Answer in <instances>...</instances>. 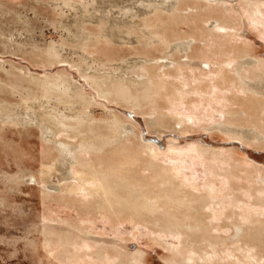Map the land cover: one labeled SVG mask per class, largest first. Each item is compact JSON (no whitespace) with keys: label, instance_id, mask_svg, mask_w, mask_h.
<instances>
[{"label":"rangeland","instance_id":"374dc122","mask_svg":"<svg viewBox=\"0 0 264 264\" xmlns=\"http://www.w3.org/2000/svg\"><path fill=\"white\" fill-rule=\"evenodd\" d=\"M82 1L83 0H74L75 3H71V5L77 4L79 6L77 5L76 6L80 7V6L87 4V3H84V1L83 2ZM125 1L126 0H120L119 2L120 4H117L116 1L101 2L100 4H97L98 6L95 8L100 12L96 11L95 13H92L93 15L92 17L93 18L97 17L98 20H101L100 16L111 18V19H114L115 22H117L118 24L122 21L121 26L123 27L124 26L123 23H126L127 15L129 17V14H130L128 9H125V7L128 5H131V3L129 2L126 3ZM150 1H154V0H150ZM155 1L158 2L157 4L160 7L163 5H159V4H161L162 2L166 0H155ZM191 1L189 0L188 1L189 3L185 2L182 4H180L178 1V3L175 4V8L179 7V10H181L179 11L178 15L181 16V13H182V17L179 19H171L174 21H170V17L166 16V15H169V13H166V12L164 13L163 9L158 8V6L156 9L157 11L156 15L154 14L155 13L154 12V13H151L152 15L151 14L148 15V18L147 16H143V15L139 17H134L133 19L130 18L131 21L132 20H134L135 22L137 21V24L135 25L133 30L131 29L130 33H134L133 36L131 34V37L133 39L136 38L138 42H136V39H135V43L132 45L124 44V43L123 44L113 43L109 46V48H107L108 45L102 44L100 46H102L103 48L102 47L101 48L104 51L108 50V52L105 57L104 55H102L98 59L99 55H96L95 56L96 58L93 56L95 55L93 53L95 49H93L91 46L87 49L89 51V54H87V52H84L83 50L78 48L77 43H72L73 45H75L74 47H76L75 49H73L74 47L69 45L70 42L66 40L67 33L63 31V26H64L63 24L72 23L70 20L79 19V18H82L83 16L91 17V14H90L91 12H88V15H87L82 10L69 6L68 4L65 3L64 0H60V1L59 0H0V4H1L0 9L2 10V11L0 10V14L1 12L3 13V15L1 14L2 17L0 15V34H1L0 35V75H1L0 77H2L0 79L1 80L5 79L4 80L5 82L6 81L8 82L10 79L13 80L11 76H7L8 74H11L13 72V74L14 73L15 75L17 74L16 76L19 75V76L26 77V78L30 77L31 79L32 78L37 79L36 77L38 78L58 77V78H62L66 80L67 82L71 84H74L73 86L76 87L78 90L82 88L81 92H84L83 93L84 96H87L88 98V96L90 95L89 98L92 100V105L90 106L91 114L89 113V115L91 116V119L98 120V122L99 120L108 122L112 118L118 117L122 119L124 124L127 125V127H129L131 130L132 129L136 130V131L134 130L133 131L138 133V136L140 138L137 140L135 136H131L130 140L131 138L135 137V139H132L131 141H127L129 139L125 138L126 140L124 139V145H122V147L133 148L136 145L134 148L139 150L138 152L141 155V158L143 159V161H147L150 157H147L149 156L148 153L141 150L139 143L144 144L146 146H153L155 147V150H157L156 156H157V160H159L157 161L159 164H164L169 167L178 169L179 173L182 174L180 175L182 176V178L188 177V179H190L191 181L193 180L192 182H194L198 187L202 186L203 188H206L207 187L206 185H208L213 180L216 182L222 181L223 186L225 184L224 186L225 190L224 189H222V191L218 190V192L221 195L227 197L226 199L227 205L234 203V202H236L235 204L239 202H242V203L244 202L248 204L249 210L257 209V211L252 212L253 213L252 217H257V215L258 216L262 215V217L264 218L263 216L264 215V199H263L264 198L263 197L264 196V183H262L261 181L264 179L263 177L264 176V172H263L264 171V144L262 145V143H264V131H262L263 129L261 130V128L257 130L258 127H255L254 125L251 126V124L248 122L246 123L245 113H247L248 115H250L251 113V115H253L254 113L252 112L254 111L248 108L247 106H245L244 104L240 105L236 103L238 100L245 101L246 99H243L244 96L248 95V97H250L251 95L245 92L246 95L244 94L243 96H241L243 93H240L237 90V88L235 90L233 83H231L232 82L231 79H229V82L227 83H226V80L223 79L224 76L225 77L231 76L232 78H236L234 75L235 73L234 69H229L228 65L230 63L228 62L229 60H231V58L237 56L238 54L241 56V58L239 57V61L242 60V56H243V60L244 59L250 60L251 63L253 61L251 66L245 67L246 71L248 70L247 72H253V73L255 71L259 72L257 71V67H259V65L261 66L262 63L264 64V29H263V26H261L262 24L259 22H256L254 19H251V18L249 19V15L245 10V7L247 5H251L252 7L253 5H258L264 8V0H197V1L191 0ZM81 3H83V5H81ZM194 3H196L197 5ZM204 4L207 6L209 5L212 8V11H209L208 9H204L203 8ZM145 5L147 6L146 1H144L143 4L140 1V3L136 4L134 7L141 8L142 6L141 9H143ZM195 5L199 6L197 7L200 9V10L198 9L199 11L192 10L193 7H196ZM5 10H7V13ZM158 10H162V12L160 13V11L158 12ZM205 10H207L206 11L207 13L205 12ZM219 12H222V13H219ZM212 14L216 17L222 16L223 20H227V21L225 22L223 21L225 24L222 23V25L223 24L224 25L223 26L221 25L218 27V25L216 24V17H213ZM151 16H154V18ZM156 16H159L158 18H162L165 21L169 20L171 27L169 26L167 33L170 34L169 37L171 41H173L171 42V45H174L177 43L181 44V43H185L191 40L190 50L188 52L182 53L179 51H175V52L169 53L171 48H169L168 50L167 47H165L161 43L158 44L157 42H154L156 39H154L150 35L151 34L150 31L152 32V30L149 29L145 25L144 21L149 18H151V20L149 19L148 21L150 23L152 21H156L157 19ZM92 17L91 19L94 21ZM128 19L129 18H127V20ZM25 20H26V23H23V21ZM177 20H180V21H177ZM93 21H91L93 24L88 23V22L82 23L81 21L79 24L86 25L87 27L89 26L90 29H93V27L96 26L94 27V29L95 28L97 29L98 23H96L95 21L93 22ZM190 21L192 24L190 23ZM182 22L184 23V25L182 24ZM253 22H255L256 24ZM172 23H174V25ZM260 26L262 27V29ZM143 33H146L145 36ZM191 36L196 37L197 39L196 43L193 42V39ZM233 39L235 42L233 41ZM62 43L63 44L65 43L64 46H62V48L64 49V54L68 58L65 57L64 60L62 59L60 61H57L58 63L55 62L57 64H55L54 62L51 63L52 65L50 64L45 65L44 63L41 64L42 61H39L40 55H45L46 53L45 51H47L48 48L51 49L52 46L60 47L59 45ZM147 43L149 44V47L147 46ZM150 43L151 45L156 43V45L154 46L157 49L155 50V47H151ZM200 43L203 45H201ZM13 44H15L17 48L22 47V48H25V50L27 49L28 53L27 52L20 53L19 51L15 50L14 48L15 46H12ZM160 44H161V47H159ZM27 46L30 48H28ZM70 46L72 49L69 48ZM146 46H147V50H145ZM235 46H236V49H235ZM196 47L198 48L196 49ZM134 48L136 50H134ZM226 48L227 49L229 48V51ZM78 49H80L81 51ZM141 49L144 51H141ZM152 49L155 50L156 52L154 51L152 52ZM191 49L193 50L191 51ZM165 50H167L168 52ZM234 50H236V52ZM111 51L113 52L110 53ZM163 51L167 53L165 54ZM224 51L226 52L224 53ZM80 52H82L83 54ZM115 52L117 53L116 55H115ZM149 53H153V54H149ZM84 54L86 55V57L90 58L91 60L93 59L94 61H97L98 63L102 61L103 63L107 62L106 65L108 66H106L107 68L104 69V71H107V72H111L112 70L114 71L115 69H117V66L120 64L130 65L129 60L130 61L132 60L140 61V59L145 60L146 62L149 60L150 63H153V62L155 63L151 65L149 62H147V64L145 62L143 64H140L138 66L139 68H142V66L149 67V68L153 67L152 69H154L155 71L156 70L158 71L159 69H161L160 67H162L161 62L163 63L165 62L164 56L165 57L174 56L175 60L179 61L181 64H184V66H183V69L175 70L174 68H170L168 70H164V72H167L168 74L167 80L173 86L172 87L173 97L170 100L171 102L165 101L163 102L162 105H161L162 102L160 103L162 110L167 111V112L165 111L166 115L158 114L161 112L160 111L158 112V110H156L155 108L152 109V107L137 111V109L135 110L134 108L130 109V106L120 105L115 102L114 103L110 102L105 98H101L96 92V90L91 85H89V83L83 77L81 72L77 68L73 67L74 64L72 63V60L76 61L78 60L79 56L81 55L84 56ZM148 54L151 56H149ZM107 55H109L110 58ZM91 56H93L94 58ZM106 57L108 59H106ZM147 57H149V59ZM159 57H162V58H159ZM228 57L229 59H227ZM36 60H38V62H41V63H38ZM121 61L123 62L125 61L124 64ZM258 62L260 63L258 64ZM101 64H100V67H98L97 64L96 66L95 64L90 63L91 65L90 68L92 69L100 68L102 70L103 67H101ZM110 65L112 66L110 67ZM155 65L158 68H155ZM1 69H5V70L2 71ZM8 69H11V72ZM6 71L7 72L9 71V72L7 73ZM225 71L229 73H225ZM218 72H223L224 73L223 77L221 76L220 78H218ZM223 84H226V85H223ZM230 85L232 88L229 87ZM214 86H217V87L214 88ZM224 87L226 88L228 87L227 89L229 88L230 89L226 90ZM222 88L225 90H223ZM226 91L229 92V94H227ZM221 93H223L224 95ZM11 94L13 95L14 93H11ZM11 94L5 93V95L2 94V97H5V100L8 103L12 104L13 106L15 105L18 106L21 103V102L19 103V101H21V97L18 96V94H16L15 96L14 95L12 96ZM215 94L216 95L218 94V97ZM229 97L231 99L226 101V99H228ZM195 98L197 99V102L195 101L196 100ZM216 98L219 99V101H216L217 100ZM237 98L239 99L237 100ZM201 99H203V101ZM223 101L225 103L228 101L230 102H228L229 104L226 103L227 104L226 106H224L225 103L219 104L220 102L223 103ZM173 103L176 105L179 104V106L178 105L176 106ZM59 105L61 108L59 107ZM64 105L61 106V104H58V107L60 108V110L65 109L69 104H64ZM164 105L165 106L167 105L168 107L166 106L165 108ZM233 105L238 106L239 108ZM147 109L149 110L146 111ZM87 112L89 111L87 110ZM144 112H147V113H144ZM113 113H116L115 114L116 116H114ZM229 113L232 116L237 115V118L236 119L234 118L236 120L235 125L232 123L229 124V120L231 119L228 117L230 115ZM167 114L168 115L170 114V116L168 117ZM172 114L173 116L175 115L174 118H172L173 117L171 116ZM241 114L243 115L240 116ZM178 115L182 116V118L179 117ZM260 115L261 117H259ZM164 116H166L168 119L171 117L172 121L167 122L168 119L166 120V117L164 118ZM191 116H192L193 121H190V123H186V124L182 123V125H179V126L175 124L176 122L174 121V119L178 118V120L176 119L177 121H182L183 119L186 120L187 118H191ZM257 116L258 118L264 119L263 118L264 112L263 114L257 113ZM193 117L196 119V121L194 120ZM196 117L198 118V120ZM17 118H22V116H19ZM163 118L165 119V121L161 120ZM171 118L169 120H171ZM200 118L201 120H199ZM157 119L158 120L160 119V121H156ZM219 120L221 121L219 122ZM238 120H242V122ZM161 121L165 122L164 125L161 123L162 126L160 124ZM157 122H158V125L156 124ZM31 124L32 123H30V125L28 126H23V127L19 125H18L19 127L17 126L14 127L12 125L7 126V128H5L1 132V135H0V136H3V137H0V140L3 142L1 143L0 141V144H3V145H0V264H70L71 263L70 261L64 260L63 252L62 251H60L61 253L59 252V250H61V247L59 246V244H57L56 242L53 244H50L46 240V236L44 233L51 232V231L57 232L59 234L60 233L68 234V232L69 233L72 232L71 234L76 235L75 237L82 235L84 240L88 242V245L94 244L97 246L105 245L111 248L114 247L118 250H121L126 255L129 254L128 256L140 257L141 264H170V260L172 264H183V262H181L180 260L181 256L177 252V251L180 252L181 249L183 248V246L181 245L182 241L179 239L180 236L178 237L177 234L175 233L172 234L165 230L154 227L151 224L137 222V220L135 221L130 218L118 219V218H113L109 214H106V215L104 214L100 216L101 214L99 213L95 215L96 213L93 210L87 209L85 205L83 206L86 209H83L82 203H79L82 200L80 199V195L82 194V197L83 195H85L84 193H82L81 190L79 191L81 192V194L79 192H76L74 193V195L67 194V193L62 194V192H57L55 194H49L45 189V184L41 181L42 172H45V174H49V176L52 174V176H50L51 178L50 180L52 181V184H56L58 180L62 179L63 171L60 169L59 164H57V161H58L57 159L58 155H56L57 153L55 151L54 153L52 152L54 145H50L49 143H47V141L43 137V133L40 132L41 129ZM184 124L187 127L183 126ZM190 124H192L193 127H190L189 126ZM220 124L221 126H217ZM231 125L234 127H232ZM165 126H168L169 128ZM223 126L224 128L226 127V128L238 129L240 130V132L244 130L245 132L251 131L252 133H254V135L256 133V135H258V137L260 138V141L259 140L258 141L248 140V139H243V138L240 139L239 137L233 136V134L225 131L222 128ZM0 127H2V124H0ZM227 133L229 135H227ZM4 140H7L8 143H11V144L9 145L7 141L5 142ZM133 141L135 145L133 144ZM12 143L14 145H12ZM10 146H11V149H10ZM12 146L16 149H14ZM202 148L209 150V151L220 153V155L223 156V158H226L227 161L229 160L235 166H239L240 168H243L246 171L243 169L242 171L240 170L241 174L239 175L241 176H238L237 178L235 177V175H233L234 177H228L223 173L217 172L214 169V166L217 167V165L219 166L224 165L223 167H227L222 161L219 162L218 160H214V159L211 160L205 156H202V159L200 158L197 159L193 157V152L195 150L197 151ZM49 154L52 158L49 157ZM158 158H160L161 161L163 162L160 163V159ZM55 159H56V163L54 164ZM205 164H208V166H205ZM74 169L78 170L77 167H74ZM142 169H143L142 172H144L143 174L145 175L150 174V171L146 167H143ZM260 171L263 173V176L261 177L260 175H262V173ZM259 172L261 173L260 175H259ZM21 173L31 174L32 176L34 175L35 178L34 177L32 178H34L37 183L35 181L27 182L26 178H24L25 180L21 178L22 176ZM191 175L192 176L194 175V176L192 177ZM248 175H252V176L248 177ZM13 177H16L15 181ZM216 178H218L219 180ZM225 179L230 181V183L227 184L228 186H226ZM72 182L75 184L74 181H65V180L61 181L60 184L67 185V184H72ZM234 184L236 185L238 184L239 187L238 186L235 187ZM247 185H249V187ZM246 187H248L249 189H247ZM244 190L246 193L244 192ZM77 193L78 195H76ZM68 195H70V197ZM241 195L243 199L245 200L246 198L247 201L246 200L244 201L243 199H241ZM258 195L259 196L261 195V197H263L262 198L263 201H261L260 204L257 203L256 201L259 198ZM59 196H61V200ZM248 197L251 200H248ZM72 201H73V205H76V207L74 206V208H73V205L72 207L68 206L70 203L72 204ZM250 201L251 203H249ZM88 202H90L89 199H88ZM77 203L80 205H78ZM65 205H67V207ZM77 205L80 207H77ZM258 208L261 209L260 210L261 212L259 211ZM88 211H91V213ZM92 212L94 214H92ZM89 213H90V216H89ZM223 213L225 215L219 216L221 219L211 218L213 220L211 224L212 226L215 227V231H217V229H220L222 227V232L224 233L223 236L227 237L230 235L231 229H233L232 224H231L232 221L231 220L226 221L227 212H223ZM255 213H256V216H255ZM52 219H54L55 221H53ZM121 220L123 221L121 222ZM253 220H255V218L251 219V221ZM59 221H62L63 223ZM67 222L71 223L72 225L68 224ZM74 222H76V224ZM77 225L78 226L80 225L79 227L85 228L84 231L77 232L75 230V232H73L75 229L74 226H77ZM86 225H87V229H86ZM47 227L48 229H51V230H47L46 229ZM68 228L70 231L68 230ZM53 229H56V230H53ZM224 231H228V232H224ZM225 233H227V235H225ZM160 242H162L163 244ZM161 244L163 247L161 246ZM169 244H172L173 246L172 249H174V251H171L172 249H170L171 246ZM227 245L228 243L221 242L219 243L217 248L212 249L215 251L214 253H212L213 251L212 252L209 251V252L214 254V257H218L216 255L217 254L222 255L220 251L226 250ZM175 246L178 248H175ZM245 246L242 245L241 247L245 249L244 248ZM229 249H231L230 253H233V254L238 253L237 252L238 250L235 248H229ZM82 256H83L82 260H84L85 255H82ZM226 256L228 255L226 254ZM174 258L179 260L180 263L174 262ZM222 260L223 261L221 260L209 261V263L207 261H200V263L203 264L205 262L204 264H230L228 261L224 259ZM260 261H259L260 264L264 263V259ZM200 263L198 262L195 264H200ZM84 264H87V263H84Z\"/></svg>","mask_w":264,"mask_h":264},{"label":"bare ground","instance_id":"6f19581e","mask_svg":"<svg viewBox=\"0 0 264 264\" xmlns=\"http://www.w3.org/2000/svg\"><path fill=\"white\" fill-rule=\"evenodd\" d=\"M64 1L69 6L82 10L87 15H88V12H91L90 13L91 17L93 16L92 13H95L96 11H98L95 8L98 6L97 4H100L101 2L116 1L117 4H120L119 3L120 0H83L84 3H87V4L83 5V3H81V5H83V6H80L81 7L80 8V7H77V6H79L77 4H72L73 6L71 5V3H75L74 0H64ZM140 1L142 2V4L144 1H146L147 6L145 5L143 9H141L142 6H141V8H135L134 6L138 3H140ZM178 1L180 4H182V3L188 2L189 0L188 1L187 0H166V1L162 2L161 4H159V5H163L160 7L157 4L158 2H156L155 0L154 1H150V0H148V1L147 0H126L125 2L126 3L129 2V3H131V5H128L125 7V9H128L130 14H129V17L127 15L126 23H123V25H124L123 27L121 26L122 21L118 24L117 22H115L114 19L100 16L101 20H98L97 17H94V18L92 17L94 19V21L98 24H97V29L95 28L96 30L94 29V27H96V26H94L93 29H90L89 26L87 27L86 25H80L79 24L80 21L82 23H87V22L92 23L91 21H93V20L91 19V17L83 16L82 18L75 19V20H70L71 19L70 18L69 20L72 23L63 24L64 25L63 31H65L67 33L66 34V40L71 43V44L69 43V45L74 47L75 45H73L72 43H77L78 48H80L84 52H87V54H89V51L87 49L91 46L93 49H95V51L93 52L95 55H93V56L95 57L96 55H99V57H98V59H99L100 56H102V55H104V57H105L107 52H108V50L104 51L102 49L103 47L100 46L102 44L108 45L107 48H109V46L113 43H120V44L124 43V44H131V45L135 43L136 38L133 39L131 37V34L133 36L134 33H130L131 29L133 30V28L137 24V21L136 22L134 20L131 21V19H133L134 17H139V16L143 15V16H147V18H148V15H150L151 13H154V12H155L154 14L156 15V12H157L156 9L158 6V8L163 9L164 13L165 12L169 13V15H166V16L170 17V21H174L171 19L181 18L182 13H181V16L178 15L179 11H181V10H179V7L175 8V4L178 3ZM194 1H197V0H194ZM194 4H196V3H194ZM197 7H199V6L193 7L192 10H198L199 8H197ZM203 8L208 9L209 11H212V8L209 5L207 6L204 4ZM6 9H8V8H6ZM245 10L249 15V19L251 18V19H254L256 22L261 23L262 25L261 24L260 25L263 26V29H264V8L260 7L258 5H253V7L251 5H247L245 7ZM5 11L7 13V10H5ZM159 11H160V13L162 12V10H158V12ZM206 11L207 10H205V12ZM98 12H100V11H98ZM198 13H200V12H198ZM219 13H222V12H219ZM1 14L3 15L2 12H1ZM127 14H128V12H127ZM2 15H1V17H2ZM4 15H6V14H4ZM154 16H151V17L154 18ZM156 17H157L156 21H152L151 23L148 22L149 19L151 20V18L146 19L144 21L145 25L149 29L152 30V32L150 31V33H151L150 35L154 39H156L154 42H157L158 44L161 43L162 45L167 47L168 50H169V48H171L169 53H172L175 51H179L182 53L188 52L190 50L191 40L187 41L185 43H181V44L177 43V44L171 45V42H173V41H171V39L169 37L170 34L167 33L168 28L170 26L169 20H167V18H166L167 21H165L162 18H158L159 16H156ZM213 17H216V16L213 15ZM127 18H129V19L127 20ZM227 18H229V17H227ZM124 19H125V17H124ZM184 19H185V17H184ZM78 20H79V22H78ZM180 20H182V19H180ZM180 20H177V21H180ZM223 21L225 22L227 20H223L222 16L216 17V24L218 25V27L221 26L222 23H224ZM175 22H176V20H175ZM183 22H182V24L184 25ZM23 23H26V20L23 21ZM190 23H191V21H190ZM253 23H255V22H253ZM172 24L174 25V23H172ZM228 24H230V23H228ZM193 25H195V24H193ZM128 26H130V27H128ZM143 28H144V26H143ZM261 29H262V27H261ZM173 30H174V28H173ZM134 31H136V30H134ZM143 34L145 36L146 33H143ZM188 36H190V35H188ZM171 38H172V36H171ZM179 39H181V38H179ZM192 39H193V42H195V43L197 42L196 37H192ZM233 41H234V39H233ZM136 42H138L137 39H136ZM148 43H147V46L149 47ZM62 44L59 45L60 47H58L56 45H55L56 47H54L51 45L52 48L51 49L48 48V50L46 49L47 50V51H45L46 53L43 51L45 53V55H40L39 61H42V63L38 62V60H36V61L38 63H41V64L44 63L45 65L46 64L52 65L51 63H53V62L55 63V62L60 61L62 59L64 60L65 57L68 58L64 54V49L62 48V46H64L65 43L63 45ZM161 44H160V46L159 45H157V46L161 47ZM145 45H146V43H145ZM150 45H151V43H150ZM154 45H156V43L151 45V47H155ZM201 45H203V44H201ZM12 46H15V44H13ZM25 46H26V44H25ZM71 46L69 48H71ZM147 46H146L145 50H147ZM14 48H15V50L19 51L20 53H26V52L28 53L27 49L25 50V48H22V47L17 48L16 46ZM28 48H30V47H28ZM65 48H67V47H65ZM75 48L76 47H74L73 49H75ZM197 48L198 47H196V49ZM80 49H78V50H80ZM156 49L157 48L155 47V50ZM235 49H236V46H235ZM4 50H5V48H4ZM134 50H136V49L134 48ZM155 50L152 49V52L153 51L156 52ZM192 50L193 49H191V51ZM227 50L229 51V48ZM77 51H76V53H77ZM141 51H144V50L141 49ZM165 51H167V50H165ZM226 51H224V53ZM231 51H233V50H231ZM234 51L236 52V50H234ZM112 52L113 51H111L110 53H112ZM137 52H138V50H137ZM80 53H82V52H80ZM239 53H240V51H239ZM85 54H84V56L78 55L79 57H78V60H76V61L72 60V63L74 64L73 67L77 68L81 72V74L87 80L89 85H91L96 90V92L98 93V95L101 98H105L110 102H113V103L115 102V103L120 104V105L130 106V109L134 108L135 110L137 109V111L152 107V109L155 108L156 110H158V112L159 111L161 112L158 114L166 115L167 111L165 110L166 111L165 112L164 110H162L161 105L165 101L166 102L170 101L171 98L173 97V93H172V87L173 86L167 80L168 74H167V72H164V70H168L170 68H174L175 70L183 69V66H184V64H181L179 61L175 60L174 56L173 57L172 56L171 57L170 56H167V57L164 56L165 62L164 63L161 62L162 67H160L161 66L160 65L159 67L161 69H159L158 71L157 70L155 71L154 69H152L153 67L149 68V67H143L142 66V68H139L138 66L140 64H143L146 62L145 60L140 59V61H136V60L130 61L129 60L130 65H126V64H124L125 61L124 62L121 61V62H123L124 65L120 64L117 66V69H115L114 71L112 69H110L112 71L107 72V71H104V69L107 68L106 66H108V65H106L107 62L103 63V61L100 62L98 60L100 62V63H98L97 61H94L93 59H92L93 60L92 61L90 58L86 57ZM116 54L117 53L115 52V55ZM138 54H139V52H138ZM149 54H153V53H149ZM93 56H91V57H93ZM107 56H109V55H107ZM145 56H146V54H145ZM149 56H151V55H149ZM231 56H233V55H231ZM239 57L241 58V56L238 54L237 56L231 58V60H229V62H228V63H230L228 65L229 69H234V72H235L234 75L236 78H232L231 76L230 77H228V76L223 77V74H224L223 72H218V78H220L222 76L223 79L226 80V83L229 82V79H231L232 82L231 81L230 82L233 83L235 90L237 88V90L240 93H243L241 96H243L245 94V92L247 94L251 95L250 97H248V95L245 94L246 96H244V98L242 97L243 99H246L245 101L238 100L239 98H237L238 101L236 103H238L240 105L244 104L248 108L252 109L254 111L252 113H254L255 115L254 114L251 115L250 112H249L250 115L243 112V113H245L246 123L248 122L251 124V126L254 125L255 127H258L257 130L259 128H261V130L263 129L262 131H264V122H263L264 119L258 118V116H257V113L263 114V112H264V64L262 63L261 66L259 65V67H257V71H259V72H256V71L254 73L253 72H247L248 70L246 71L245 67L251 66L253 61L251 63L250 60H246V59L243 60V56H242V60L239 61ZM109 58H110V56H109ZM147 58L149 59V57H147ZM159 58H162V57H159ZM106 59H108V58L106 57ZM188 59H189V57H188ZM227 59H229V57ZM65 60H67V59H65ZM147 62H149V60ZM147 62H146V64H147ZM57 63H55V64H57ZM90 63H93L95 65L97 64L98 67H100L101 63H103V64H101V67H103V68H102V70L100 68L99 69H92V68H90L91 67ZM154 63L155 62L150 63V64L152 65ZM259 63L260 62H258V64ZM156 65H155V68H158ZM111 66L112 65H110V67ZM114 68H116V67H114ZM1 70L4 71L5 69H1ZM8 70L11 72V69H8ZM225 73H229V72L225 71ZM16 75H15V73L13 74V72L11 74L7 75V76H11L14 81L12 79H10V80L8 79L9 81L5 82L4 81L5 79L4 80L2 79L4 81L3 82L0 79V124H2V127H0V135H1V132L5 128H7V126H10V125H12L14 127L15 126H17V127L22 126L23 127V126H28V125H30V123H32L31 125H35L41 129L40 132L43 133V137L47 141V143H49L50 145H54L52 152L54 153V151H55L57 153L56 154V155H58L57 164H59L60 169L63 171L62 179L58 180V182L56 184H52V181L50 180L51 179L50 176H52V174L49 176V174H45V172L41 171L42 172L41 181L45 184V189L49 194H55L57 192H62V194L67 193V194L74 195V193L79 192L81 190L82 193H84L85 195H83V197H82L81 192H79L81 194V195L79 194L80 199H82L81 202H79V203H82V206L85 205V207L87 209L93 210L96 213L95 215H97V213H99V214H101L100 216H102L104 214L105 215L109 214L113 218H118V219L130 218V219H133L135 221L137 220V222H143L146 224H151L154 227L165 230V231L170 232L172 234L173 233L177 234L178 237L180 236L179 239L182 241V244L181 243L180 244L183 246V248L181 249L180 252L177 251L178 249L176 251L181 256L180 260H181V262H183V264L184 263L185 264H195L198 262L200 263V261H207L209 263V261H217V260L223 261L222 259L228 261L230 264H260L259 261L264 259V218L262 217V215H259V216L257 215V217H252L253 216L252 212L257 211V209L250 208L253 211L249 210L248 204H246L244 202L243 203L239 202V203L235 204L236 202H234L233 198H232V200L234 203L230 202L231 204L227 205V203H226L227 197L221 195L218 192V190L219 191H222V189L225 190V188H224L225 184L223 186L222 181L216 182L213 180L212 182H210V180H209L210 183L208 185H206L207 186L206 188H203L202 186L198 187L194 182H192L193 180L191 181L190 179H188V177L182 178V176H180L182 174L179 173L178 169L169 167V166L164 165V164H159L157 162L159 160H157V156H156L157 150H155V147L146 146L144 144L139 143L141 150L148 153L149 156H147V157H150L147 161H143V159L141 158V155L138 152L139 150L134 148L136 146L134 144L135 140L133 141V144L135 145V146L133 145L134 146L133 148L122 147V145H124V139L125 138L129 139L127 141H131L132 139H135V137L137 138V140L140 138L138 136V133L134 132L136 130H134V129L131 130L129 127H127V125L124 124L123 120L118 118V117H114L111 120L108 119V120H110L108 122L103 121V120H101V121L99 120V122H98V120L91 119V116L89 115V113H90V106L92 105V100L89 98L90 95L88 96L89 99L87 98V96H84V94H83L84 92H81L82 88L79 89L80 90L79 91L76 87L73 86L74 84H71V83L67 82L66 80H64L62 78H58V77H56V78H53V77L52 78L51 77L50 78L49 77L38 78V77H36L37 79H34V78L31 79L30 77L26 78V77H22L19 75L16 76ZM0 78H2V77H0ZM219 85H220V83H219ZM223 85H226V84H223ZM187 86H188V84H187ZM215 87H217V86H214V88ZM229 87H231V85ZM224 88L226 90L230 89V88L227 89L228 87L227 88L224 87ZM225 89H223V90H225ZM223 90H221V91H223ZM5 93H8V94L14 93L13 94L14 96L16 94H18V96L21 97V101H19V103L20 102L21 103L18 106H16V105L13 106L12 104L8 103L5 100V97H2V94L5 95ZM226 93L229 94V92H227V91H226ZM221 94H223V93H221ZM216 96L218 97V94ZM8 97H9V95H8ZM231 97H233V96H231ZM229 99H231V98L229 97L228 99H226V101ZM201 100L203 101V99H201ZM195 101L197 102V99ZM216 101H219V99H217ZM228 102H230V101H228ZM228 102H226V103L229 104ZM160 103H161V105H160ZM224 103L225 102L223 101V103L220 102L219 104H224ZM226 103L224 106L227 105ZM233 103H234V101H233ZM58 104H61V106L64 104H69V105L68 106L66 105L67 107L65 109L60 110L61 107L59 105V107H60L59 108ZM174 105H176V104H174ZM177 105L179 106V104H177ZM192 105H193V103H192ZM51 106H53V107H51ZM166 106L164 105L165 108H166ZM228 106H230V105H228ZM233 106H235V105H233ZM172 107H173V105H172ZM235 107L239 108L238 106H235ZM87 110L89 112H87ZM148 110L149 109H147L146 111H148ZM173 110H175V109H173ZM173 110H171V111H173ZM247 110H249V109H247ZM237 111H239V110H237ZM149 112H151V111H149ZM223 112H225V111H223ZM141 113H143V112H141ZM144 113H147V112H144ZM234 113H236V112H234ZM113 114H114V116H116L115 115L116 113H113ZM173 114L171 116H173ZM242 115L243 114H241L240 116H242ZM19 116H22V118H17ZM169 116H170V114L168 115V117ZM174 116L172 118H174ZM165 117L166 116H164V118ZM179 117L182 118V116H179ZM185 117H187V116H185ZM228 117L231 118L229 120V124L232 123L235 125V123H236L235 119L237 118V115L232 116L230 114ZM259 117H261V115ZM164 118L161 120L165 121ZM172 118H171V120H169L166 117V120L168 119L167 122L172 121ZM176 119L178 120V118H176ZM176 119H174V121L176 122V123L175 122L174 123L177 124V126L182 125V123L186 124V123H190V121H193L192 116H191V118H187L186 120L181 119L182 121H177ZM194 120L196 121L195 118H194ZM197 120H198V118H197ZM199 120H201V118ZM223 120H225V119H223ZM223 120H222V122H223ZM156 121H160V119L159 120L157 119ZM220 121L221 120H219V122ZM238 121L242 122V120H238ZM161 123L163 125L165 124V122H162V121L160 122V124ZM156 124L158 125V122ZM160 124H159V126H160ZM162 124H161V126H162ZM167 124H169V123H167ZM185 124L183 126L187 127ZM191 125L192 124H190L189 126L193 127V125L192 126ZM227 125H228V123H227ZM12 126H11V128H12ZM202 126H204V125H202ZM217 126H221V124L217 125ZM165 127H168V126H165ZM232 127H234V126H232ZM174 128H175V126H174ZM222 128L225 131L233 134V136L239 137L240 139L243 138V139H248V140H255V141L259 140L260 141V138L258 137V135H256V133L254 135V133H252L251 131H250L251 133L248 131L245 132V130L240 132V130H238V129L226 128V127L224 128V126ZM227 135H229V134L227 133ZM131 136H135V137L131 138V140H130ZM0 137H3V136H0ZM230 137H231V135H230ZM4 141L6 142L7 140H4ZM1 143H3V142L1 141ZM7 143H8V141H7ZM8 144L10 145L11 143H8ZM263 144L264 143H262V145ZM0 145H3V144H0ZM9 145H7V146H9ZM12 145H14V144L12 143ZM128 146H130V145H128ZM10 149H11V146H10ZM14 149H16V148H14ZM14 152H15V150H14ZM52 152H50V153H52ZM202 156H205L211 160L214 159V160H218L219 162L222 161L227 166V167H223L224 165L219 166L216 164L217 167L214 166V169L217 172L223 173L228 177H234L233 175H235V177L237 178L238 176H241L239 174H241V171L243 168H240L239 166H235L229 160L227 161V159L223 158V156H221L220 153L209 151V150H206L203 148L199 149L197 151L195 150L193 152V157H195L197 159L198 158L202 159ZM49 157L52 158L50 156V154H49ZM158 159H160V158H158ZM161 162H163V161H161V159H160V163ZM55 163H56V159H55L54 164ZM57 164H56V166H57ZM208 164H205V166H208ZM17 166H19V165H17ZM74 167H77L78 170L74 169ZM143 167H146L150 171V174H148V175L143 174L144 173V172H142ZM253 169H255V168H253ZM256 169H258V168H256ZM243 170H245V169H243ZM260 172H259V175L262 173V172L261 173ZM250 176H252V175H248V177H250ZM261 176H263V173H262V175H260V177ZM32 177L35 178L34 175L32 176L31 174H26V173L22 174V176H21V178H23V179L26 178L27 182H30V181L36 182V180ZM245 177H246V175H245ZM257 177H258V175H257ZM13 178L15 181L16 177H13ZM254 178H256V177H254ZM216 179H218V178H216ZM63 180L74 181L75 184L72 182V184L61 185L60 182ZM225 180H226V186H228L227 184H229L230 181L227 179H225ZM14 181H13V183H14ZM16 181H18V180H16ZM205 181H207V180H205ZM261 181H262V183H264V179ZM198 185H199V183H198ZM234 185H235V187L238 186V184L237 185L234 184ZM259 185H261V184H259ZM204 186H205V184H204ZM244 186H246V185H244ZM247 186L249 187V185H247ZM231 187H233V186H231ZM248 187H246V188L249 189ZM244 192H245V190H244ZM226 193H227V191H226ZM76 195H78V193ZM255 195H257V194H255ZM46 196H48V195H46ZM63 196H65V195H63ZM68 196L70 197V195H68ZM263 197H261V195H260L258 199L256 198L257 203L260 204L261 201H263L262 200ZM55 198H56V196H55ZM59 198L61 200V196H59ZM66 198H67V196H66ZM65 199H64V201H65ZM77 199H79V198H77ZM88 199L90 200V202H88ZM241 199H243L242 195H241ZM72 200H74V199H72ZM245 200H246V198H245ZM248 200H251V199H249V197H248ZM86 202H88V203H86ZM249 203H251V201ZM65 204H67V203H65ZM70 204L68 206L72 207L73 201H72V204L71 205ZM78 205H80V204H78ZM78 205H77V207H80ZM65 206L67 207V205H65ZM74 206L76 207V205H73V208H74ZM85 207L83 206V209H86ZM250 207H252V206H250ZM260 208H258L259 211L261 210ZM262 211H263V209H262ZM88 212L91 213V211H88ZM223 212H227L226 213V221H229V220L232 221L231 224H232L233 229H231L230 235L228 234L229 236H227V237L223 236L224 233L222 232V227L221 228L219 227L220 229H217V231H215V227L212 226V224H211V222L213 221L211 218H215V219L217 218L218 219V218H220L219 216L225 215ZM90 213H89V216H90ZM92 214H94V213L92 212ZM255 216H256V213H255ZM91 217H90V219H91ZM251 217L255 218V220L251 221V219H252ZM52 220L55 221L54 219H52ZM122 221L123 220H121V222ZM128 221H129V219H128ZM59 222L63 223L62 221H59ZM74 223L76 224V222H74ZM213 223H215V222H213ZM227 223H229V222H227ZM68 224L72 225L71 223H68ZM79 226L78 225L74 226L75 229L73 232H75V230L77 232H83L85 228H82ZM46 229L51 230V229H48V227ZM86 229H87V225H86ZM53 230H56V229H53ZM61 230H62V228H61ZM68 230H69V228H68ZM57 231H58V229H57ZM224 232H228V231H224ZM71 233L68 232V234H63V233L59 234V233L53 232V231L44 233L46 236V240L50 244H53L55 242L57 244H59V246L61 247V250H59V252L60 251L63 252L64 260L70 261L71 262L70 264H84V263H87V264H141L140 257L128 256L129 254L126 255L124 252H122L121 250H118L114 247L111 248V247H108L105 245L104 246H97L94 244L88 245V242H86L84 240L82 235L75 237L76 235H72ZM225 235H227V233H225ZM157 239H159V238H157ZM175 240H176V238H175ZM221 242L228 243L226 250L220 251V253L222 255H219V254L216 255L219 258L214 257V254H212V253H214L215 251L212 249L217 248V246ZM160 243H162V242H160ZM162 244H161V246H162ZM241 244L244 246L246 244V246L244 247L245 249H243L241 247L242 246ZM169 245L171 246L170 249H172L173 248L172 244H169ZM175 248H178V247L175 246ZM229 248L237 249L238 250L237 252L239 254L237 253L238 254L237 255V254L230 253L231 249H229ZM171 251H174V249H172ZM209 251H211V252L213 251V252L211 253ZM226 254L228 256H226ZM82 255H85L84 260H82L83 259ZM174 262H179V260L174 258ZM170 264H172L171 260H170Z\"/></svg>","mask_w":264,"mask_h":264}]
</instances>
